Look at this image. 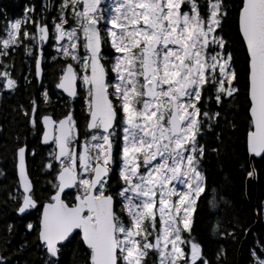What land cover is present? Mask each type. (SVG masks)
Returning a JSON list of instances; mask_svg holds the SVG:
<instances>
[{"label": "snow or ice", "instance_id": "1", "mask_svg": "<svg viewBox=\"0 0 264 264\" xmlns=\"http://www.w3.org/2000/svg\"><path fill=\"white\" fill-rule=\"evenodd\" d=\"M50 6L56 11L50 22L26 8L0 37L5 59L25 38L37 47L51 39L63 60L55 88L83 101L84 131L73 108L38 121L35 98L29 109L20 106L33 128L42 121V144L50 147L43 168L52 179L41 198L27 170L28 145L17 137V187L5 203L25 217L26 210L37 211L26 228L35 232L40 264H61L73 242L83 252L74 264H212L191 236L193 207L206 190L200 140L223 127L221 121L237 128L225 113L238 109L234 97L243 78L246 152L264 154V0H58ZM232 17L236 48L223 35ZM41 56L34 57L36 77ZM0 68L3 88L15 89L10 65L0 61ZM41 97L47 103L46 88ZM246 174L254 176L255 167ZM12 229L6 226L9 235ZM249 253L251 264H264V242ZM0 264H11L9 255L0 253Z\"/></svg>", "mask_w": 264, "mask_h": 264}, {"label": "trees", "instance_id": "2", "mask_svg": "<svg viewBox=\"0 0 264 264\" xmlns=\"http://www.w3.org/2000/svg\"><path fill=\"white\" fill-rule=\"evenodd\" d=\"M12 2L16 3L14 7H11ZM28 4L38 6L41 3L40 0H1L0 17H11L19 14L24 11L25 7L27 8ZM1 10H3V13H1ZM30 30L32 31L33 29ZM226 32L231 40L232 47H238V41L235 38L234 17L229 18L227 21ZM49 45L50 42L48 43ZM36 51L37 49L35 48L34 53ZM46 54H49L48 47L45 50ZM10 60L11 64L16 65L13 73L18 77L19 84L15 88L14 93L5 94L0 103V125L2 126V130H0V158L2 160L1 165L6 171L5 178L0 179V250L4 255H9L12 264H25L26 260L28 264H40L39 253L36 251L38 241H36L35 232L26 228L27 220L33 218L34 213L30 212L26 217L25 215L19 217L13 211L15 205L11 201L7 203L5 201L8 200V192L13 190L16 182L14 148L17 145V137H19L20 143H27L28 153H30L31 147H34V144L36 145L38 150L33 157H30V173L34 178L35 191L41 198L47 197L49 190L46 186L45 176L41 172L45 147L39 143H34L33 139L28 140L32 128L29 126V118L23 116L20 106H25L26 109H29V100L35 98L38 103V111L40 110L43 113L51 112L53 107H61L58 103L60 100L53 98L56 97L54 84L58 71L62 66L61 62L58 61L44 63L43 79L39 85L35 76V58H28L23 44L10 49V55H8L7 59L4 58V61L9 62ZM21 64L22 66H19ZM242 68L243 56L241 54L237 61V70L241 77L245 75L241 71ZM20 69L22 70L21 75L18 74ZM26 71L30 73L25 75ZM24 82L25 84H23ZM244 84L245 81L241 78L239 85L241 94L234 97V102L238 109L233 108V110L225 113L229 119L236 123L237 128L229 130L227 121H221L223 127H215L206 131L202 138L204 140V143H202L206 145L202 162L204 164L203 172L206 190L197 199V209L194 214L191 236L202 245L205 257L212 264H236L237 250L239 249L241 238L245 229L250 226L248 235H246L241 244L240 264H249L250 246L254 240L258 241L252 235L254 231L252 225L255 223L254 209L247 200L245 193V174L250 169L249 155L246 152L245 145L244 121L248 114L244 110L246 101ZM45 88L51 96L49 103L42 102L41 92ZM66 108L67 106L62 107V110ZM216 110L222 111L218 107ZM215 134H220L219 139L216 138ZM212 148H216L218 151L213 152L211 151ZM255 167L258 173V201L259 196L264 197V160L262 157L259 159L255 157ZM111 183L114 190L115 186L120 183L115 172L112 174ZM8 224L13 225L10 235L6 232ZM234 224L235 228L231 226ZM232 229L235 230L234 236L221 235V233H233V231L230 232ZM5 237L8 239L7 246L4 244ZM25 243L27 247L21 250V245ZM221 249L223 254L217 262V253L221 252ZM82 256L81 248L73 242L72 245H67L63 249L60 257L61 264H74V257L82 258Z\"/></svg>", "mask_w": 264, "mask_h": 264}, {"label": "rangeland", "instance_id": "3", "mask_svg": "<svg viewBox=\"0 0 264 264\" xmlns=\"http://www.w3.org/2000/svg\"><path fill=\"white\" fill-rule=\"evenodd\" d=\"M14 1H18V0H14ZM54 2H58V0H40V5H34V4H31V5H27V9H32V8H34L35 9V14H36V16L38 17V16H40V14L41 13H43V16L44 17H49V19H50V21H51V17H53V16H55L56 15V11H55V9L53 8V7H51L50 5L52 4V3H54ZM114 2V0H105V4L106 5H110V4H112ZM31 3V2H30ZM25 9H26V7L24 8V11H25ZM24 15H25V13H24ZM28 15H32V13L31 12H29L28 13ZM3 23H4V21L2 22V24L0 25V37H3V36H5L6 34H5V28H4V26H3ZM30 26H31V24H29L28 25V31H29V33L31 34L32 32H34L35 31V29L33 28V30L31 31L30 30ZM23 45H24V48H25V50H26V48H28V49H31V51H26V53H27V55H28V58H32V57H35V54L36 53H34V50H35V48L37 47L36 45H34L33 43H32V41L31 40H29V39H27V38H25L24 39V42L22 43ZM53 44H54V42H52L49 46H45V50L47 49V47H48V52H49V54H46L45 55V57H44V61H45V63L46 62H53V61H58V62H61L62 64H63V60H62V58H60L58 55H57V51H56V48L53 46ZM20 45V44H19ZM43 47H44V44L42 45ZM0 47H2V45H0ZM9 55H10V50H9ZM53 57H56V59L55 60H53ZM27 60V59H26ZM0 61H3V63H7V64H9L10 65V68H9V71H10V73H11V76H12V78H14L15 80H16V82L19 84V79H18V77L13 73L14 72V70H13V68H14V66L11 64V60L9 61V62H5L4 61V58L3 57H1V59H0ZM24 62H25V60H24ZM19 66H22V64L21 65H19ZM27 67H28V65H26ZM63 66V65H62ZM62 68V67H61ZM61 70V69H60ZM60 70L58 71V74H57V77H58V75L60 74ZM0 71H3V69L2 68H0ZM30 72L29 71H26V73H25V75H28ZM18 74H22V70L20 69V70H18ZM24 75V74H23ZM24 75V76H25ZM23 76V77H24ZM25 81V80H24ZM58 82V80H57V78H56V81H55V84ZM55 84H54V91H55V96L56 97H54L53 99H55V98H57V97H60V99L63 101V102H66V97H67V95L64 93V92H62V90H59V89H56L55 88ZM5 88H3V81H0V90H4ZM12 90H14V89H12ZM44 92V90L41 92V93H43ZM50 100H51V96H50V93H48V101H47V103H49L50 102ZM23 109H26V107L25 106H23ZM0 130H2V126L0 125ZM204 143V140L203 139H201V143ZM0 145H1V143H0ZM1 148V147H0ZM31 152V151H30ZM35 154V153H34ZM249 155V154H248ZM264 157V156H263ZM1 159V158H0ZM250 159V158H249ZM256 159H259V158H256ZM263 160H264V158H263ZM1 161L2 160H0V179H3V178H5V176H6V171L4 170V168H3V166L1 165ZM15 162H16V160H15ZM202 162H203V159H202V161H201V167H202V169H203V167H204V164H202ZM253 162H254V166H255V159L253 158ZM13 163V162H12ZM44 163H45V161H44ZM43 163V164H44ZM249 169L251 170V168H250V163H249ZM41 172H42V174L45 176V181H46V186H47V188H48V190H50V185L47 183V181L48 180H51L52 179V175L49 173V174H47L46 175V172H47V170L46 169H44L43 167H42V169H41ZM247 173V172H246ZM256 175L257 176H253V178H251V180L253 181V180H255V182H256V189H257V191H258V173L256 172ZM15 176H16V173H15ZM245 185H246V183H247V180H248V178H249V176H247V174H245ZM16 187H17V182H15L14 183V186H13V190L12 191H14L15 189H16ZM258 195H259V192L257 193V197H256V201H255V209H256V212L258 213V219H259V221H260V223H259V225L258 226H253V234L252 235H254L259 241H262V242H264V197L263 196H259V199H258V201H257V198H258ZM197 209V208H196ZM17 215V214H16ZM233 228H235V224L234 225H231ZM260 226V227H259ZM251 227V226H250ZM250 227H248V228H246L245 229V232H244V235H243V237L241 238V243H240V246H239V249L237 250V261H236V264H240V257H241V251H240V249H241V244L243 243V241H244V239H245V237H246V235H248L247 233H248V229L250 228ZM234 232L235 230H231L230 232ZM255 242H256V240H254L253 241V244L250 246V249L255 245ZM0 253H3L1 250H0ZM4 254V253H3ZM11 264H12V262H11ZM249 264H251V257H250V260H249Z\"/></svg>", "mask_w": 264, "mask_h": 264}, {"label": "flooded vegetation", "instance_id": "4", "mask_svg": "<svg viewBox=\"0 0 264 264\" xmlns=\"http://www.w3.org/2000/svg\"><path fill=\"white\" fill-rule=\"evenodd\" d=\"M19 1V0H18ZM0 4H1V0H0ZM15 4L16 3H14V2H12V4H11V7H14L15 6ZM1 8V7H0ZM2 12L1 13H3V10H1ZM24 13H25V11H22L21 13H19V14H15V15H12L11 17L10 16H3L2 18L0 17V25L2 24V22L4 21V23H3V26H4V28H5V26H6V23H7V21H10V20H15V19H17V18H22L23 16H24ZM1 15H4V14H1ZM46 18V20L48 21V22H50V19H49V17H45ZM50 27H51V25H50ZM30 29H33L32 28V26H30ZM226 29H227V22H225V24H224V32H223V35H224V37H225V39L231 44V46H232V43H231V40H230V38H229V36L227 35V32H226ZM5 34H6V32H5ZM49 42H50V44L53 42L51 39H49L48 40ZM48 42V43H49ZM48 43L47 44H45L44 45V47L42 46V50H43V58L45 57V46H48ZM40 47V46H39ZM39 47H37V53L39 52ZM11 52H15V51H11ZM0 59H1V57H0ZM45 62V61H44ZM44 62H43V64H44ZM61 64V66L63 65L62 63H60ZM12 65L14 66V68H16V65L15 64H13L12 63ZM13 68V69H14ZM26 83H27V81H25ZM25 82L23 83V84H25ZM37 82H38V84L40 85L41 83V80H39V79H37ZM38 87V86H37ZM39 88V87H38ZM13 90L12 89H4V90H2V91H0V103H1V101H2V99H3V96L5 95V94H9L10 95V93H14V91L12 92ZM56 99H59L60 101L58 102L59 103V105L61 106V107H53V109L51 110V112H48V113H50L51 115H53L54 116V118H59V117H61L62 115H64L65 114V112H66V110L68 109V108H73V109H75V112H74V115L78 118V120H79V126H80V130L81 131H84V123H85V120H84V110H83V101L80 99V97H75V98H72V97H69L68 95H67V97H66V102H63L61 99H60V97H57ZM55 99V100H56ZM65 106H67V108L66 109H64V110H62V107H65ZM47 112H45V113H43L42 111H37V119H38V121H39V117L40 116H42V115H44V114H46ZM24 116V115H23ZM29 126L32 128V130L30 131V133H29V137H28V140H32L33 139V142L34 143H39V144H41L42 146H44L45 147V151H44V161H45V158H46V156H47V153H48V151H50V147H48V146H45L44 144H42V128H43V125H42V121H40V122H38V124H37V126L35 127V128H33L32 127V125L29 123ZM25 143V142H24ZM51 142H49V144H50ZM119 139L117 138V141H116V143L114 144V151L118 148V145H119ZM37 147H36V145L34 144V147H31V149H35V152H37V150L38 149H36ZM29 165H30V160H29ZM118 168H119V159L117 158V160H116V165L114 166V169H113V171L110 173V177L112 178V174L115 172V174L117 175V177H118ZM201 168L202 167H200V171H201ZM34 179V178H33ZM112 184V183H111ZM118 186V185H117ZM117 186H115V188L117 187ZM34 188H35V183H34ZM48 195V194H47ZM44 198H46V197H44ZM30 212H33L34 213V215H33V218H31V219H28L27 220V222H29V221H32L33 223H35V220H36V218H37V216H38V213H37V211L35 210V209H31L30 210ZM29 212V213H30ZM28 213V214H29ZM22 217V216H21Z\"/></svg>", "mask_w": 264, "mask_h": 264}, {"label": "water", "instance_id": "5", "mask_svg": "<svg viewBox=\"0 0 264 264\" xmlns=\"http://www.w3.org/2000/svg\"><path fill=\"white\" fill-rule=\"evenodd\" d=\"M47 42V41H45ZM39 53H41V50H39ZM43 66V63H42V56H41V68ZM43 77V68H42V73H41V76L38 77L39 80H41ZM264 155V154H262ZM249 163H250V168L252 169V167L254 166V162H253V158L255 159V156H250L249 155ZM256 158H259V157H256ZM255 167V166H254ZM255 170H256V167H255ZM257 172V170H256ZM257 176L256 174L254 175V177ZM252 177H249L248 180H247V183L245 185V193H246V198L247 200L249 201L251 207L254 209V214L256 215L257 212H256V209H255V201H256V197H257V189H256V182L255 180H251ZM257 216V215H256Z\"/></svg>", "mask_w": 264, "mask_h": 264}, {"label": "bare ground", "instance_id": "6", "mask_svg": "<svg viewBox=\"0 0 264 264\" xmlns=\"http://www.w3.org/2000/svg\"><path fill=\"white\" fill-rule=\"evenodd\" d=\"M42 79H43V77H42ZM42 79H41V82H42ZM256 215H254V217H255V223L252 226H258V224H259L258 213Z\"/></svg>", "mask_w": 264, "mask_h": 264}]
</instances>
